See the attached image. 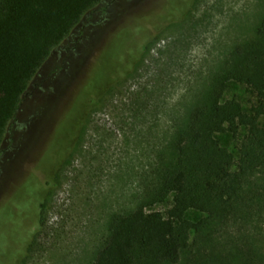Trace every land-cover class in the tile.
I'll list each match as a JSON object with an SVG mask.
<instances>
[{
	"label": "rangeland",
	"instance_id": "obj_1",
	"mask_svg": "<svg viewBox=\"0 0 264 264\" xmlns=\"http://www.w3.org/2000/svg\"><path fill=\"white\" fill-rule=\"evenodd\" d=\"M164 1L105 0L94 6L32 77L0 144V264H93L114 216L139 206L164 216L172 210L176 194L163 193V184L168 170L179 164L180 135L195 108L225 78L235 47L253 34L264 16V0H191L181 19L151 31L147 25L146 35H151L146 44L132 47V70L85 112L71 142L67 136L74 129L70 126L65 136L60 130L75 86L93 81L102 72L98 67L107 70L119 61L117 53L125 44L116 34L127 37L126 27L146 22V14L158 11ZM91 59H97L92 68L87 67ZM226 101H235L244 113L255 103L245 86L230 79L222 95ZM259 124L264 126V116ZM246 132V125L238 124L235 131L214 134L232 154L234 170ZM197 157L193 150L187 170L191 189L200 195L203 167ZM31 171L35 175L27 179V190L13 200L20 209L15 214L10 204L18 194L14 188ZM41 179L48 185L42 187L44 206L35 217L28 213ZM242 183L235 194L239 204L232 203L226 213L220 209L210 215L200 207L183 211L199 264H223L217 256L243 248L244 242L257 252L264 249V160ZM233 208L240 212L234 214ZM25 226L31 239L22 248ZM11 234L17 236L13 244ZM191 253L184 252L179 264H196ZM138 259L137 264H150L146 255Z\"/></svg>",
	"mask_w": 264,
	"mask_h": 264
},
{
	"label": "trees",
	"instance_id": "obj_2",
	"mask_svg": "<svg viewBox=\"0 0 264 264\" xmlns=\"http://www.w3.org/2000/svg\"><path fill=\"white\" fill-rule=\"evenodd\" d=\"M103 1L105 0H0V144L9 122L16 116L22 95L38 68L52 50L67 39L84 14ZM190 1L165 0L158 11L156 9L146 14V22L126 27L127 37L116 34L119 39H123L118 42H124L125 50H119V61L111 62L109 69L98 67L96 71L102 72H97L93 81H80L75 86L70 93H73V100L65 110L69 111L68 116L61 122L65 123L60 129L63 136L71 126L74 131L67 136L71 142L83 124L85 112L97 104L112 83L132 70L135 60L132 47L142 49L151 35H146V26L149 25V31L163 22L181 19L190 9ZM92 60L87 67H94L91 64H95L97 59ZM104 69L109 76L107 79L103 76ZM229 79L245 86L253 95L255 103L250 113L242 112L235 101L222 102L226 81ZM263 116L264 16L248 41L235 47V61L227 70L225 78L213 88L210 98L195 108L180 135L176 146L179 164L168 170L163 184V193L172 191L176 194L172 210L164 216L158 210L147 211L139 206L127 214L114 216L110 234L93 264H137L138 258L143 255L150 258V264H179L183 253L187 251L193 253L192 261L199 264V251L196 253V249L193 250L189 240L191 224L182 220L181 215L189 207L206 208L210 215L220 209L226 213L230 211L232 203L239 204L235 194L243 185V179L254 166L264 160V126L259 124V119ZM59 120L60 118L55 126ZM238 124L246 125L247 132L234 170L232 154L214 138V134L225 130L235 131ZM45 136L44 133L43 137ZM193 150L199 154L197 159L203 167L201 181L204 190L200 195L191 189L189 183L192 176L187 168L193 162ZM45 156L47 154L44 152L42 161ZM33 175L32 171L29 172L27 178L19 179L14 188L18 194L14 195L12 201L10 199V204L16 208L12 209L15 214L20 209L13 200L27 190L26 181ZM40 185L35 191L37 197L31 201L32 209L28 213L34 212L35 217L37 208L41 210L44 206L40 202L44 195L42 187H46L48 183L41 179ZM211 197L213 200H210ZM231 211L234 214L240 212L238 208ZM175 217H178V222ZM30 233L25 226L21 235L22 248L30 241ZM11 235L9 242L13 244L17 241V236ZM242 246L243 248L236 246V250L231 248L229 253H222L217 257L222 259L223 264H264V249L257 252L249 242H244ZM137 251L140 253L137 254Z\"/></svg>",
	"mask_w": 264,
	"mask_h": 264
},
{
	"label": "flooded vegetation",
	"instance_id": "obj_3",
	"mask_svg": "<svg viewBox=\"0 0 264 264\" xmlns=\"http://www.w3.org/2000/svg\"><path fill=\"white\" fill-rule=\"evenodd\" d=\"M67 40V39H66ZM74 50H75V48H74Z\"/></svg>",
	"mask_w": 264,
	"mask_h": 264
}]
</instances>
